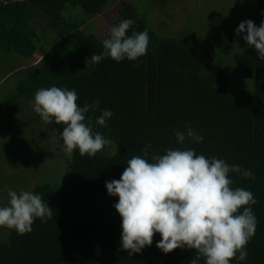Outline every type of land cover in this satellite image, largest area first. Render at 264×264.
<instances>
[{
	"label": "trees",
	"instance_id": "trees-1",
	"mask_svg": "<svg viewBox=\"0 0 264 264\" xmlns=\"http://www.w3.org/2000/svg\"><path fill=\"white\" fill-rule=\"evenodd\" d=\"M110 2L0 0V50L26 61L41 54L6 103L22 99L33 103L38 89L53 85L74 88L78 105L98 101L96 111L86 117H92L93 131L110 141L93 157L77 150L67 154L64 167L56 166L52 178L38 175L30 191L47 201L51 218L34 219L31 231L24 234L0 227L6 232L0 234V264H189L195 251L178 248L164 254L155 247L159 234L139 254L129 256L120 248V217L113 208L117 198L107 194L104 184L119 179L127 160L140 155L149 142L150 154H163L169 147L192 148L252 171V179L231 174L232 187L250 190L257 201L252 205L255 233L246 244L243 264H264V60L257 59L254 48L234 49L228 60L240 71L235 72L237 81L221 57L201 48L192 35H160L147 14L121 1L116 10L133 20L128 34L148 31L146 54L119 63L106 57L85 67V57L102 51L98 35L87 24ZM244 4L261 9V14L256 9L260 24L264 0ZM75 9L86 16H75ZM43 23L52 43H41L37 25ZM103 109L112 112L105 127L94 122ZM49 125L63 147V125ZM185 125L196 130L202 142L186 138L176 143L173 133ZM230 264L239 262L233 258Z\"/></svg>",
	"mask_w": 264,
	"mask_h": 264
},
{
	"label": "clouds",
	"instance_id": "clouds-1",
	"mask_svg": "<svg viewBox=\"0 0 264 264\" xmlns=\"http://www.w3.org/2000/svg\"><path fill=\"white\" fill-rule=\"evenodd\" d=\"M132 24V19L123 18L111 25L101 41L102 51L85 57V67L106 57L119 63L145 55L148 31L128 34ZM234 33L255 49L257 59L264 60V19L258 27L252 20H243ZM77 99L74 88H40L34 93L33 110L46 124L63 125L60 138L66 154L77 150L81 156L93 157L110 141L94 132L92 117H86L96 111L98 101L80 106ZM111 116V110L103 109L95 125L107 126ZM173 135L178 144L186 138L195 143L203 139L190 125ZM150 149L149 142L140 155L127 160L119 179L104 184L107 194L117 198L113 208L120 217V248L129 256L139 254L159 234L155 247L164 254L193 249L189 264H199L201 258L203 264H230L233 258L243 264L246 244L255 233L252 205L257 201L250 190L232 187L231 174L252 179V171L223 158L197 154L192 148L169 147L163 154H150ZM7 197V204L0 206V227L24 234L31 231L34 219L51 218L52 209L38 193L8 189Z\"/></svg>",
	"mask_w": 264,
	"mask_h": 264
},
{
	"label": "rangeland",
	"instance_id": "rangeland-1",
	"mask_svg": "<svg viewBox=\"0 0 264 264\" xmlns=\"http://www.w3.org/2000/svg\"><path fill=\"white\" fill-rule=\"evenodd\" d=\"M121 1L131 3L140 12L147 14L150 25L160 35H192L193 39L199 41L201 48L221 57L224 67L238 81L235 72L240 71L232 60H228L229 54L232 56L234 49L242 51L252 47L247 46L234 33V29L243 20H252L258 27L261 14L258 6L254 8L260 14L256 13V9L246 7L244 0H111L104 12L87 24V28L98 35L100 42L106 37L110 26L123 19L116 10ZM72 12L78 17L86 16L81 9ZM37 28L41 34V43L53 42V36L44 23L37 25ZM40 56V53H36L31 61H26L16 54L0 50L1 206L7 204L8 189L30 191L38 175L45 174L52 178L56 166L65 165L67 154L59 145L52 126L34 112L33 103L23 99L13 105L6 103L16 92L20 77L30 73ZM0 234L5 236V230L2 229Z\"/></svg>",
	"mask_w": 264,
	"mask_h": 264
},
{
	"label": "crops",
	"instance_id": "crops-1",
	"mask_svg": "<svg viewBox=\"0 0 264 264\" xmlns=\"http://www.w3.org/2000/svg\"><path fill=\"white\" fill-rule=\"evenodd\" d=\"M41 57V56H40ZM41 59V58H40Z\"/></svg>",
	"mask_w": 264,
	"mask_h": 264
}]
</instances>
